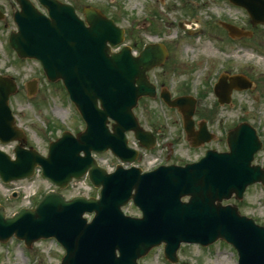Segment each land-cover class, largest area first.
<instances>
[{"label": "water", "instance_id": "obj_1", "mask_svg": "<svg viewBox=\"0 0 264 264\" xmlns=\"http://www.w3.org/2000/svg\"><path fill=\"white\" fill-rule=\"evenodd\" d=\"M232 1L248 9L253 25L264 22V1ZM51 2L50 19L36 13L32 16L16 13L14 19L19 32L11 35L10 43L19 56L39 59L49 79H62L86 120V129L76 138L65 133L50 143L46 158L20 146L15 149V160L0 151V174L5 179L26 176L39 163L44 174L63 185L71 176L88 169L92 180L102 185L101 197L65 200L58 193H49L35 209H22L10 218H4V209L0 206V239L14 233L30 243L39 237L56 236L67 251L61 264H121L115 259V247L134 263L143 248L135 244L132 247L130 240L147 230L150 231L147 238L163 234L168 241L206 243L220 236L238 248L240 264H264V229L238 215L235 207L215 203L228 198L232 192L240 197L245 187L255 181L264 184V169L249 164L259 147L252 128L245 124L231 131L230 152L207 161L185 167L161 166L148 174H140L135 168H118L106 174L95 165L89 152L111 147L122 158L127 157L123 133L129 128L128 120H133L130 111L136 98L148 93L144 69L161 62L163 54L147 47L135 59L133 69L125 48L119 53H109L107 41L114 45L123 36L122 29L112 20L90 7L84 11L89 24L84 27L72 8ZM225 26L230 33H241L233 26ZM230 80L232 83L226 84L224 76L215 89L220 102L228 101V94L236 85L239 88L249 85L239 77H230ZM135 83L138 85L134 86ZM14 89L9 81L0 80L1 141L21 136L13 127L6 105ZM98 100L101 108L97 107ZM174 104L188 107L184 112L191 115V100L180 98ZM107 117L116 122L113 133L105 126ZM187 122L191 123L189 119ZM81 150L85 152L83 157L79 155ZM203 171L207 174L203 175ZM133 188L132 198L146 210L142 220L124 217L119 209ZM184 195H190L188 202L180 201ZM84 211L95 212L90 223L81 217ZM144 220L146 223H141ZM172 252L169 250L168 254Z\"/></svg>", "mask_w": 264, "mask_h": 264}, {"label": "rangeland", "instance_id": "obj_2", "mask_svg": "<svg viewBox=\"0 0 264 264\" xmlns=\"http://www.w3.org/2000/svg\"><path fill=\"white\" fill-rule=\"evenodd\" d=\"M72 1L79 10L83 5L90 4L114 19L125 30L123 43L131 45L134 40L164 43L168 56L161 70L151 72V79L163 81L174 96L189 95L197 99L194 120L207 119L210 130L222 138V141H213L210 145L224 147V130L239 122L245 121L255 127L263 145L255 155L254 162L264 166V56L260 55L264 54V25L252 28L247 13L241 8L229 6L225 0ZM219 20L230 21L243 30H249L250 34L232 40L219 25ZM2 22L7 25V33L14 26L10 15ZM153 33H158V37L150 36ZM209 35L212 38L208 40ZM204 43L211 48L209 56L201 52L200 45ZM245 43L251 48L242 46ZM214 44L223 46V51H220V46L219 50L215 48ZM221 70L227 75H241L251 82L247 89H233L227 104H219L212 89L216 73ZM0 71L14 76L19 86L10 97V106L19 126L25 130L26 147H34L45 154L48 142L59 137L63 130L75 133L83 129L84 124L69 103L61 82H48L37 61L18 59L7 44H0ZM31 79H37V87L34 94L28 96L25 83ZM136 112L143 125L157 127L161 124L156 118L157 112L161 121L168 119L173 123L177 117L170 111L166 115L155 101L147 99L140 100ZM185 137L181 131L179 141L173 144L176 149L174 161L194 158L198 152L184 149L187 146L183 143ZM100 158L111 160L109 153L100 155ZM148 166V163L143 164V167ZM75 186L68 185L61 192L69 198L76 195L78 190ZM50 189L55 188L40 174L7 185L0 182V203L5 206L6 215H11L23 205H34ZM13 192H16L15 197H12ZM83 194L96 193L84 190ZM226 202L236 204L241 213L264 225V188L261 184L247 187L241 200L232 197ZM123 210L130 215L138 214L132 205L125 206ZM16 246L14 244L7 250L0 247V264H27L25 258L31 261L41 256L43 250H50V253L42 258L41 263L50 264L58 261V254L62 253L48 241L34 244L24 255L20 254ZM156 252L147 257L143 264H162ZM178 256L180 261L193 264H236V255H232V249L223 241L206 248L182 244Z\"/></svg>", "mask_w": 264, "mask_h": 264}, {"label": "flooded vegetation", "instance_id": "obj_3", "mask_svg": "<svg viewBox=\"0 0 264 264\" xmlns=\"http://www.w3.org/2000/svg\"><path fill=\"white\" fill-rule=\"evenodd\" d=\"M28 2L29 4H32L36 7H38L42 12H46V10L40 6L39 0H0V44L3 45L7 42L8 33L5 31V27H7L6 23H3V20H6V18L10 15L11 19L13 17L14 12L20 11L21 6ZM60 1H66V0H60ZM137 43H135L136 45ZM0 73L5 74V72L0 71ZM196 116V115H194ZM208 127V124H207ZM209 129V127H208ZM195 130H198V124L195 126Z\"/></svg>", "mask_w": 264, "mask_h": 264}, {"label": "bare ground", "instance_id": "obj_4", "mask_svg": "<svg viewBox=\"0 0 264 264\" xmlns=\"http://www.w3.org/2000/svg\"><path fill=\"white\" fill-rule=\"evenodd\" d=\"M201 52L204 53L205 56H209L211 54V48L207 46L205 43L201 44Z\"/></svg>", "mask_w": 264, "mask_h": 264}]
</instances>
